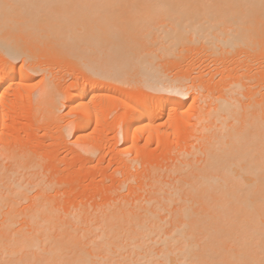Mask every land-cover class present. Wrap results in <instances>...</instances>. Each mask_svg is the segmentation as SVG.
Instances as JSON below:
<instances>
[{"label":"bare ground","instance_id":"bare-ground-1","mask_svg":"<svg viewBox=\"0 0 264 264\" xmlns=\"http://www.w3.org/2000/svg\"><path fill=\"white\" fill-rule=\"evenodd\" d=\"M0 264H264V0H0Z\"/></svg>","mask_w":264,"mask_h":264},{"label":"rangeland","instance_id":"rangeland-1","mask_svg":"<svg viewBox=\"0 0 264 264\" xmlns=\"http://www.w3.org/2000/svg\"><path fill=\"white\" fill-rule=\"evenodd\" d=\"M63 65H64V63H62ZM62 64H60V65H62ZM63 65H62V68H63ZM66 65H64V69H65V71H66ZM63 69V70H64ZM67 69H69V68H67ZM61 73H63V71L61 72ZM59 75H61L62 76V74H60L59 73ZM70 78H72V77H70ZM70 78H69V76H67L65 79H66V82L63 80L62 81V83H67V84H69L70 82H71V80H70ZM34 80V81H33ZM31 82H30V86H29V89L31 88V90H29V91H31V93L33 92V90H34V88H32V87H35V84H37V82L35 81V80H37L38 81V78L37 79H33ZM70 80V81H69ZM68 81H69V83H68ZM39 82V81H38ZM67 84H64V85H67ZM63 86V85H62ZM36 88H37V85H36V87H35V90H36ZM122 93V92H121ZM134 93V92H133ZM109 94V97L110 98H108V97H106V99H109V101L111 100L113 103H110V102H108V101H106V99H105V101H106V104L108 103V107L109 106H111V107H109V110L110 109H112V110H110L109 112H111V113H109L108 114V119H107V124L106 125H108V126H110V127H108V128H110V130H113L112 128L114 127V123L116 122L114 119H113V117L115 116V114H114V111L115 110H113L114 108H115V101H116V98L115 97H118L119 95H120V93H108ZM107 94V95H108ZM124 95H126V96H131V94H132V91L131 92H126V93H123ZM132 95H134V94H132ZM23 103V102H22ZM112 104V105H110V104ZM64 109H62V111H63V113H65V111L66 112H69V107H63ZM68 110V111H67ZM116 113V112H115ZM23 116H21V118H20V121L22 122V123H26V122H28V120H29V116H28V113H23L22 114ZM111 115V116H110ZM109 120V121H108ZM24 121V122H23ZM112 122V123H111ZM111 124H113V125H111ZM113 126V127H112ZM109 130V129H108ZM108 130H106L105 132H107ZM111 132V133H110ZM57 134V133H56ZM105 134V133H104ZM113 132L112 131H108L107 133H106V136H108L109 138L107 139L108 140V142H109V144L107 145L106 144V149H105V153L103 154H101V156H100V158H99V155L97 154L96 156H94L95 158H93V162H92V164L95 166V167H93V168H91L90 167V171H89V174H88V177L86 176V175H84V174H82L85 178H83V176L81 175L79 178H78V180H74V184H72L73 186L74 185H76L77 183V185L76 186H74V189L76 188L77 190H75V194H77L78 195V193L81 191V194H84L85 196H89V195H91L92 196V192L95 190V193L94 194H96V192H98V191H96V189H95V187L98 185V183L99 184H101V182H102V178L104 177L103 175H105V177L103 178L104 180L107 178V177H110L109 175H108V173L109 174H111V171H113L114 170V168H115V163H113L112 161H109V160H112L111 159V157H112V154L111 153H113L114 152V149H112V143H113V141H114V138H113ZM70 137V138H69ZM68 137V140H70V139H72L73 138V136L72 135H70ZM49 138V137H48ZM47 138V139H48ZM46 139V141H45V143L47 142V141H50L51 140V138H50V140L48 139L47 140ZM113 139V140H112ZM47 144V143H46ZM60 146V145H59ZM58 146V147H59ZM63 146V145H62ZM62 146L61 147H57V149L55 148L54 149V151H55V154H53L52 152H51V149H49L48 151H50L51 152V154H53V156H55L56 154V157L58 156V159L55 157V159L54 158H52L51 156L49 157V158H52V159H50L49 161L50 162H52V163H55V165H56V163H58L57 164V166H59V168L61 169L62 167L64 168V166H65V164H66V162L67 161H69L70 162V160H72V159H70L71 157H73V156H71L72 154H68L67 155V153H66V147H64L63 146V148H62ZM111 148H110V147ZM118 146H121V144L120 145H118ZM108 147V148H107ZM153 148V147H152ZM63 149V150H62ZM53 150V149H52ZM60 150V151H59ZM110 150V151H109ZM113 152H112V151ZM59 151V152H58ZM68 152V151H67ZM49 153V152H48ZM68 153H70V152H68ZM50 154V155H51ZM103 155V156H102ZM65 157H67V158H65ZM69 157V158H68ZM102 157V158H101ZM103 157H105V158H103ZM62 158V159H61ZM99 158V162H100V165H101V167H100V165H95V163H96V161H98L97 159ZM108 158H109V160H108ZM63 159H66L65 161L63 160ZM75 162H76V166H77V159L76 158H74L73 159ZM72 160V161H73ZM62 161H64V162H62ZM69 162H67V163H69ZM75 162H73V164H75ZM109 162V163H108ZM51 163V164H52ZM110 163H111V165H110ZM97 164V163H96ZM61 166V167H60ZM66 167V166H65ZM63 168H62V170L60 171L61 173L63 172H65L64 174L66 175V173H67V171L66 170H63ZM74 168H75V165H74ZM97 168H99V169H97ZM112 168H113V170H112ZM111 170V171H110ZM101 171V172H100ZM60 174L59 173V175L60 176H62V175H64V174ZM103 175H102V174ZM92 174V175H91ZM89 175H90V177H89ZM102 176V178H100L101 176ZM106 175H107V177H106ZM92 177L94 178L93 180H90V179H92ZM110 178H107V182L106 183H108V184H110V180H109ZM81 180V181H80ZM87 180V181H86ZM88 180L90 181L89 182V184H88ZM94 180H95V182H94ZM78 181V182H77ZM82 182H84V183H82ZM94 183V184H93ZM82 184V185H81ZM87 184L89 185V186H87ZM97 184V185H96ZM91 185V186H90ZM95 185V186H94ZM82 186V187H81ZM93 186V187H92ZM78 187H79V190H78ZM83 187H85V188H83ZM86 187H88V188H86ZM83 188V189H82ZM94 188V189H93ZM73 189V190H74ZM85 191V192H84ZM88 193H90V194H88ZM80 194V193H79ZM77 195H75V197H77ZM83 195V196H84ZM79 196V195H78ZM82 196V197H83ZM91 196H89L88 198H90ZM95 196V195H94ZM93 196V197H94ZM81 196H79V198H80ZM97 198H99V197H97Z\"/></svg>","mask_w":264,"mask_h":264}]
</instances>
